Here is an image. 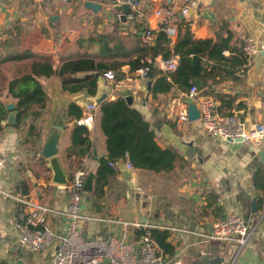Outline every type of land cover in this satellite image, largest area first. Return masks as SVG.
Wrapping results in <instances>:
<instances>
[{
  "label": "crops",
  "instance_id": "crops-1",
  "mask_svg": "<svg viewBox=\"0 0 264 264\" xmlns=\"http://www.w3.org/2000/svg\"><path fill=\"white\" fill-rule=\"evenodd\" d=\"M139 2L143 16L134 18L133 14H127L122 21L121 4L110 0H0V56L9 50L30 49L50 55L55 69L61 56L78 50L76 41L79 38L93 32L112 33L116 21L122 23L124 36L133 33L140 39L141 33L150 28L157 37L163 22V16L156 14L160 8L171 10L167 22L177 30L176 38L163 45L166 50L172 49L178 33L186 29L195 40L215 41L229 32L232 36L229 48L223 52L229 58H243L242 34L251 35L257 42L264 40V0H193L188 18L179 12L184 0ZM205 10L210 12L208 17L204 16ZM149 56L146 59L163 73L157 61L162 54L153 60ZM171 56L174 55L170 53ZM30 61L0 62V68ZM121 71L124 75L120 79L115 76L113 81L99 76L94 96L86 90L64 91L55 75L40 77L48 96L41 111L58 113H53L40 137L31 134L35 127L33 120L40 115L28 117L18 126L8 123L10 114H14L16 120V100L8 95L5 87L4 96L0 97L3 105V110L0 109V158L3 162L0 167V264H53L56 245L65 232V219L53 213L46 215V225L56 237L46 250L33 252L18 242L15 225L22 205L14 197H26L65 212L75 172L82 170L85 181L91 176L93 183L99 159L107 157L96 100L112 101L124 97V93L132 97L131 104L149 122L156 143L161 148L176 150L179 159L172 170L159 173L135 167L126 171L122 168L124 158L119 159L118 170L111 167L114 174L108 178L101 196L94 199L91 191L85 192L80 209V236L88 240L110 236L135 240L141 229L133 224H148L152 230L168 233L166 242L172 252H164L157 244L166 264H264V162L259 156L264 148V135L254 145L210 137L198 120L177 119L179 107L175 101L186 99L189 88L183 91L173 86L167 92L152 95L154 80H150V90H147L148 79L138 76L136 71L130 72L128 65H123ZM211 81L208 79L207 85L198 89L193 99L195 104L203 98L210 99L216 112L238 115L245 130L257 123L264 125L263 56L256 55L250 64L243 58V64L237 65L232 75ZM217 94L231 101V105L222 108ZM5 102L14 103L15 108L6 109ZM91 102L96 103L97 109L92 124L87 127L88 146H72L70 132L75 119L67 118V107L76 104L82 114L84 106ZM55 130L58 131L57 152L45 158L41 154L42 147ZM52 159L65 176L63 184L52 179ZM227 214L242 216L249 227L247 244L239 250L234 242L206 237L211 224Z\"/></svg>",
  "mask_w": 264,
  "mask_h": 264
},
{
  "label": "trees",
  "instance_id": "trees-1",
  "mask_svg": "<svg viewBox=\"0 0 264 264\" xmlns=\"http://www.w3.org/2000/svg\"><path fill=\"white\" fill-rule=\"evenodd\" d=\"M121 22L112 25V33L102 31L93 32L76 41L78 50L61 56L60 64L53 68L51 56L44 53H34L30 49L21 51L9 50L0 56V62L9 60L31 59L28 71L10 79L7 83V93L16 100V122L18 126L28 117L35 118L44 108L48 96L43 89L40 77L57 76L64 91L75 93L81 90L94 96L97 90V79L106 70H112L117 79L124 74L123 65L129 66L130 72L147 66L145 78L154 80L152 95L169 91L173 86L185 91L191 85L202 89L208 79L215 82L217 77L232 75L237 65L243 64V58H231L223 54L229 48L231 34L217 37L215 41L207 39L195 40L189 30L178 33L177 40L171 50H166L164 44L168 41L163 30L157 33L155 43L145 46L139 37L133 33L122 34ZM165 50V51H163ZM177 56V66L172 72L161 73L147 62L146 56L153 58L162 54L164 59L169 55ZM79 73L84 75L79 76ZM222 108L231 105V101L224 100V96L217 94ZM100 127L105 136L107 157L100 158L93 174L91 194L98 198L103 193V187L108 178L114 174L109 166V160H119L127 156L133 167L152 172H167L174 168L179 159L176 150L161 148L155 140L154 131L141 112L132 104H128L124 97L115 100H102L99 103ZM0 109L3 105L0 102ZM221 110V109H219ZM69 120H76L81 116V108L76 104H69L66 110ZM88 128L74 123L70 132L72 146H88ZM83 152V151H82ZM152 235L158 246L166 253L172 248L166 242V230H152Z\"/></svg>",
  "mask_w": 264,
  "mask_h": 264
},
{
  "label": "built area",
  "instance_id": "built-area-1",
  "mask_svg": "<svg viewBox=\"0 0 264 264\" xmlns=\"http://www.w3.org/2000/svg\"><path fill=\"white\" fill-rule=\"evenodd\" d=\"M111 1L117 4H129L132 11L128 15L133 14L134 18L143 16L139 0ZM184 1L185 4L179 12L182 17L188 18L190 8L194 5V2L193 0ZM156 14L163 16L160 29L165 32L167 39L176 38L177 30L175 26L167 22L172 15L171 10L160 8L156 10ZM155 39L156 33L150 28L145 29L140 35V42L145 46L153 45ZM240 41L241 54L246 64H250L256 55L264 57V40L257 42L251 35L242 34ZM157 61L163 73L174 71L178 62L176 55L167 59L161 57ZM147 62L151 63V60H147ZM147 70L148 67L143 66L137 69L136 72L138 76L145 77ZM102 76L109 81L115 79L112 70L104 71ZM197 94L198 88L191 85L186 92V99L175 101V104L179 107L176 114L178 120H188L186 101L195 99ZM196 107L199 112L198 121L204 132L210 137L224 141H234L241 138L242 141L253 145L258 144L263 138V124H254L250 130H245L243 121L238 115L216 112L213 102L208 98L200 100ZM96 109V103L86 104L81 116L75 120V124L89 127L95 118ZM117 162L118 160H109L108 164L114 170H118ZM2 164L0 158V167ZM122 168L126 171L133 168L126 157L122 162ZM84 185V172L77 170L71 181L69 202L65 212L56 211L26 197H14L22 205L18 211L15 225L19 244L33 252H42L51 246L56 233L46 225V215L53 213L65 219V232L56 245L53 264H166L152 235V226L148 224H133L141 229V233L135 240H125L114 236L94 240L82 238L78 228L82 218L80 209L86 192ZM249 236L250 230L246 220L237 214H227L215 220L206 235L207 238L212 240L234 242L237 244L238 250L247 244Z\"/></svg>",
  "mask_w": 264,
  "mask_h": 264
},
{
  "label": "water",
  "instance_id": "water-1",
  "mask_svg": "<svg viewBox=\"0 0 264 264\" xmlns=\"http://www.w3.org/2000/svg\"><path fill=\"white\" fill-rule=\"evenodd\" d=\"M120 8H121V12H122V15H120V20L124 21L126 19V15L128 13H130L132 10H131L130 5L127 3L121 4ZM208 15H210V12L208 10H205L204 16L208 17ZM150 85H151V81L149 80V81H147V84H146L147 90H150ZM124 98L128 104L132 103V97L129 96L127 93H124ZM102 99L103 98H98L96 100V102L99 103L100 101H102ZM186 103L188 105V108H187L188 120L189 121L198 120L199 119V112L197 110L195 101L194 100H187ZM5 107L8 110H12L15 108V104L12 102H9V103L5 102ZM7 121H8V123L14 124L16 122L14 114H10L8 116ZM57 137H58V131L55 130L50 135V137L48 138V140L44 144V146L42 147L41 154L43 157L51 158L56 154V152H57V148H56ZM234 141L235 142H241L242 139L238 138ZM259 156H260L261 162H264V148L259 152ZM51 164H52V170H53V178H52L53 181L55 183H58V184H63L66 181L64 174L62 173V171L60 170L58 165L54 162V159L51 160ZM84 188L86 191H89V192L92 190V178H91V176H89L86 179ZM199 263L205 264L203 262H199Z\"/></svg>",
  "mask_w": 264,
  "mask_h": 264
},
{
  "label": "rangeland",
  "instance_id": "rangeland-1",
  "mask_svg": "<svg viewBox=\"0 0 264 264\" xmlns=\"http://www.w3.org/2000/svg\"><path fill=\"white\" fill-rule=\"evenodd\" d=\"M111 1V0H110ZM23 46H25L26 44L23 42L22 44ZM28 71V64L24 63V62H18L15 64H8L5 65V67H1L0 68V97L4 96V89L5 87H7V83H8V79L11 76H15L16 74L21 75L25 72ZM17 77V76H15ZM117 78V77H116ZM39 117L35 118L33 121L35 122V127H33L34 129L31 131V134L33 135V137H40V135L42 133L45 132V130L47 129L48 125L50 124V118L51 116L56 113L53 112L49 113V111L43 112V111H39ZM55 115H58V113H56ZM27 129V127H26Z\"/></svg>",
  "mask_w": 264,
  "mask_h": 264
}]
</instances>
